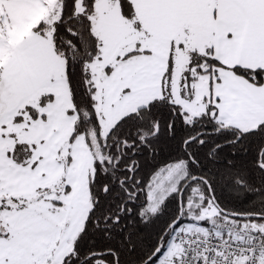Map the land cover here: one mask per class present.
Listing matches in <instances>:
<instances>
[{"label":"snow or ice","instance_id":"snow-or-ice-1","mask_svg":"<svg viewBox=\"0 0 264 264\" xmlns=\"http://www.w3.org/2000/svg\"><path fill=\"white\" fill-rule=\"evenodd\" d=\"M0 264H264V0H0Z\"/></svg>","mask_w":264,"mask_h":264}]
</instances>
